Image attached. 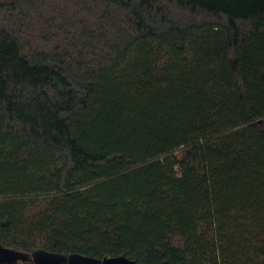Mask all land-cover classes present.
Returning a JSON list of instances; mask_svg holds the SVG:
<instances>
[{"label": "trees", "instance_id": "16d2710c", "mask_svg": "<svg viewBox=\"0 0 264 264\" xmlns=\"http://www.w3.org/2000/svg\"><path fill=\"white\" fill-rule=\"evenodd\" d=\"M0 247L264 264V0H0Z\"/></svg>", "mask_w": 264, "mask_h": 264}, {"label": "rangeland", "instance_id": "374dc122", "mask_svg": "<svg viewBox=\"0 0 264 264\" xmlns=\"http://www.w3.org/2000/svg\"><path fill=\"white\" fill-rule=\"evenodd\" d=\"M58 262V263H57ZM88 264L79 257H69L45 251L32 253L0 247V264Z\"/></svg>", "mask_w": 264, "mask_h": 264}, {"label": "water", "instance_id": "95a60500", "mask_svg": "<svg viewBox=\"0 0 264 264\" xmlns=\"http://www.w3.org/2000/svg\"><path fill=\"white\" fill-rule=\"evenodd\" d=\"M71 257H77V256H71ZM79 258H81V257H79ZM81 259L88 262V264H95L94 261H92V260H87V259H83V258H81ZM97 264H137V263L134 261H130V260L123 258V257H112V258H105Z\"/></svg>", "mask_w": 264, "mask_h": 264}]
</instances>
